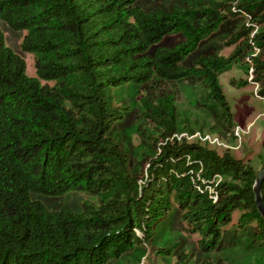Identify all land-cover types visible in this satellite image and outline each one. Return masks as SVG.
<instances>
[{
	"label": "trees",
	"instance_id": "obj_1",
	"mask_svg": "<svg viewBox=\"0 0 264 264\" xmlns=\"http://www.w3.org/2000/svg\"><path fill=\"white\" fill-rule=\"evenodd\" d=\"M135 2L0 0V18L26 30L21 47L36 56V75L29 76L0 30V264H107L133 251L137 240L147 244L172 201L202 251L216 250L235 211L237 226L253 223L264 240L252 188L256 171L228 151L179 137L176 98L163 88L196 77L221 123L233 128L219 74L249 51L264 49V31L254 32L264 25V0L159 3L152 10ZM240 14L249 19L229 37L227 43L237 44L229 55L181 63ZM174 33L182 35L175 45L147 53ZM250 59L251 80L260 84L264 101V55ZM127 82L142 85L138 118L151 120L157 133V152L141 177L130 173L128 155L108 136L122 108L110 106L107 89ZM70 190L92 193L98 202L85 201L80 212L67 206L51 211L30 198L32 192ZM260 192L264 202V179Z\"/></svg>",
	"mask_w": 264,
	"mask_h": 264
},
{
	"label": "rangeland",
	"instance_id": "obj_2",
	"mask_svg": "<svg viewBox=\"0 0 264 264\" xmlns=\"http://www.w3.org/2000/svg\"><path fill=\"white\" fill-rule=\"evenodd\" d=\"M207 1L136 0L135 3L144 10H152L159 3L196 6ZM248 19L246 14L226 19L217 30L202 39L181 63L191 66L198 56L211 53L229 55L237 45L227 43L229 37ZM0 30L5 45L24 59L26 74L35 76L36 56L23 51L21 47L26 30H14L1 18ZM255 31H264V25H257ZM181 38L180 33L167 34L160 42L152 45L147 53L151 54L156 46H173ZM254 53L263 56L264 49L249 51L244 57L228 64L219 74V82L233 113V128H227L221 123L219 111L206 98L205 87L196 77L166 83L163 88L173 92L176 98L179 137L202 143L219 154L228 151L235 158L243 159L258 173L264 167V101L257 94L260 84L253 82L252 77L249 78L247 57ZM142 91V85L135 82L107 89L110 106L122 108V117L112 124L108 136L128 155L130 173L138 177L144 175L147 162L157 152L152 140L157 135L152 121L138 118L143 110L140 104ZM30 198L42 202L51 211L67 206L80 212L85 201L98 202L96 195L83 190H70L58 195L32 192ZM181 213L178 203L172 201L170 209L154 222L152 236L147 244L137 240L133 251L107 264H264V240L258 239L253 223L244 227L237 226L239 211L233 212L231 222L223 227L219 245L212 252L202 251L198 247V234L189 230ZM160 248H170V251L168 254L157 255Z\"/></svg>",
	"mask_w": 264,
	"mask_h": 264
},
{
	"label": "water",
	"instance_id": "obj_3",
	"mask_svg": "<svg viewBox=\"0 0 264 264\" xmlns=\"http://www.w3.org/2000/svg\"><path fill=\"white\" fill-rule=\"evenodd\" d=\"M264 179V167L256 174L255 182L253 184V193L257 209L261 216L264 218V202L260 192V184Z\"/></svg>",
	"mask_w": 264,
	"mask_h": 264
},
{
	"label": "built area",
	"instance_id": "obj_4",
	"mask_svg": "<svg viewBox=\"0 0 264 264\" xmlns=\"http://www.w3.org/2000/svg\"><path fill=\"white\" fill-rule=\"evenodd\" d=\"M253 51H259V49H255V50H253ZM256 53H254V54H252V55H250V56H254ZM250 56H248L247 57V60H248V62H249V73H250V77L249 78H251L252 77V62H251V59H250Z\"/></svg>",
	"mask_w": 264,
	"mask_h": 264
}]
</instances>
